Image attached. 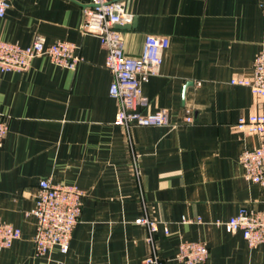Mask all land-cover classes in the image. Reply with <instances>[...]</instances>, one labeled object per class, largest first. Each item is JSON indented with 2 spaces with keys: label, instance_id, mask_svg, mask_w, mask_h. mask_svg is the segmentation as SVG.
Here are the masks:
<instances>
[{
  "label": "crops",
  "instance_id": "0c3cea01",
  "mask_svg": "<svg viewBox=\"0 0 264 264\" xmlns=\"http://www.w3.org/2000/svg\"><path fill=\"white\" fill-rule=\"evenodd\" d=\"M123 1L133 15L122 28L127 55L141 56L148 34L170 38L160 73L143 84L147 110L166 108L168 126L116 123L106 50L82 30L91 0H12L0 17V39L67 40L84 56L75 69L40 56L26 72L0 71V111L9 123L0 216L22 230L0 250V264H143L153 253L185 264L176 259L183 240L207 245L201 264H264V243L250 246L218 223L242 206L264 211V186L246 178L239 160L260 137L235 128L240 117L264 113V97L231 82L251 75L264 47L262 0ZM187 109L193 123L184 120ZM44 178L85 192L67 253L35 255L31 211ZM140 217L159 222L153 244Z\"/></svg>",
  "mask_w": 264,
  "mask_h": 264
},
{
  "label": "built area",
  "instance_id": "2783aa9c",
  "mask_svg": "<svg viewBox=\"0 0 264 264\" xmlns=\"http://www.w3.org/2000/svg\"><path fill=\"white\" fill-rule=\"evenodd\" d=\"M12 0H0V17L4 16ZM264 16V0L261 2ZM133 15L127 10L123 0H91L84 8L82 30L100 38L106 50L105 65L113 75L110 95L119 101L115 121L130 129L132 126H168L170 115L166 108L148 111L149 98L143 91V84L151 76L160 73L164 52L170 45L167 35L148 34L141 56L132 57L125 52L122 29L131 22ZM48 56L57 65L75 69L84 60L74 42L57 40L47 43L37 35L27 46L19 42L0 39V71L26 72L35 58ZM233 84L248 86L253 94L264 97V47L256 55L251 75L236 77ZM186 123H193L194 116L187 109ZM236 129L257 134L259 145L245 148L239 157L248 180L264 186V113L257 112L242 116ZM9 130L8 118L0 111V146ZM85 192L74 184L54 183L50 178L40 180L31 213L36 217L34 235L35 255L44 256L58 248L67 253L73 232L80 221ZM185 221L189 219L185 218ZM137 223L149 229L146 240L153 244V235L158 231L159 222L149 217H140ZM224 224L231 232H242L250 246L264 243V211L242 206ZM168 233V231H166ZM22 235L20 227L7 222L0 216V250L11 247ZM210 251L201 241L180 242L176 259L185 264H201L208 260ZM143 264H165L156 253L144 258Z\"/></svg>",
  "mask_w": 264,
  "mask_h": 264
},
{
  "label": "water",
  "instance_id": "95a60500",
  "mask_svg": "<svg viewBox=\"0 0 264 264\" xmlns=\"http://www.w3.org/2000/svg\"><path fill=\"white\" fill-rule=\"evenodd\" d=\"M125 26H126V25H124V26H118V27L122 29V28H124Z\"/></svg>",
  "mask_w": 264,
  "mask_h": 264
}]
</instances>
